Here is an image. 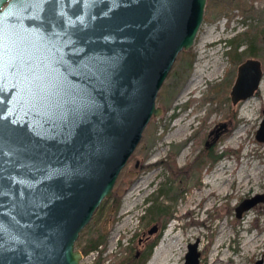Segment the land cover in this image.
Instances as JSON below:
<instances>
[{
	"label": "water",
	"instance_id": "water-1",
	"mask_svg": "<svg viewBox=\"0 0 264 264\" xmlns=\"http://www.w3.org/2000/svg\"><path fill=\"white\" fill-rule=\"evenodd\" d=\"M206 5L0 0V264H81L80 233L163 112L159 91ZM263 78L260 58L241 61L232 102ZM256 136L264 141V115ZM263 200L244 198L237 216ZM200 256L191 242L184 264Z\"/></svg>",
	"mask_w": 264,
	"mask_h": 264
},
{
	"label": "rangeland",
	"instance_id": "rangeland-1",
	"mask_svg": "<svg viewBox=\"0 0 264 264\" xmlns=\"http://www.w3.org/2000/svg\"><path fill=\"white\" fill-rule=\"evenodd\" d=\"M249 2L243 11L229 5L223 9L206 7L190 48L194 64L188 76L187 55H178L157 96L163 112L152 117L124 167L134 168L136 173L125 183L102 264H113L139 249L142 233L154 224L159 225L157 241L145 264H184L189 244L195 241L201 251L199 264H264V200L241 217L236 214V206L244 198L264 194V141L256 136L264 115V78L253 96L234 104L230 91L241 61L231 60L227 52L230 45L225 44V39L243 31L263 37L264 0ZM248 43L246 39L240 49ZM257 47L261 51L257 57L264 65V42ZM243 55V59L251 56L247 52ZM183 76H187L185 81ZM221 124H225L223 130L214 132L213 137L219 136L213 140L210 133ZM207 140L213 142L210 148ZM209 150L223 154L212 161L206 158ZM164 159L176 161V169L186 164L191 168L183 171L181 178V173L162 162ZM153 163L158 164L151 166ZM111 202V197L102 202L83 228L78 248L99 229ZM156 202L174 211L161 231V221L141 218L146 207ZM254 237L259 245L246 253L245 246ZM97 257L98 251L92 250L84 254L81 264L93 263Z\"/></svg>",
	"mask_w": 264,
	"mask_h": 264
},
{
	"label": "trees",
	"instance_id": "trees-1",
	"mask_svg": "<svg viewBox=\"0 0 264 264\" xmlns=\"http://www.w3.org/2000/svg\"><path fill=\"white\" fill-rule=\"evenodd\" d=\"M226 5H229L231 8H238L243 11L249 8L250 2L249 0H207L206 7L208 9H221V8L223 9ZM261 33L263 34V37L262 36L252 37V36H248L250 35L248 31H243V32H239L233 38L225 39V44L230 45V47L227 49V52L231 60L233 62L243 61L244 52H247L251 56H255V57L259 56L261 51L260 48L257 46H261L262 42H264V32ZM246 39H249V43L244 50H241L240 47ZM179 54L187 55L188 59H186L185 62L188 68V73H187L188 76L192 71L194 64V55L192 54V50L191 49L182 50ZM187 76L185 77L183 76V81L187 79ZM226 89L227 88H225V90ZM222 154L223 153L214 154L213 150H209L208 153H206V158H209L212 161H214L218 159L220 156H222ZM162 162L168 163L172 171H174L175 168H177L175 167V165H173L171 161L168 162L165 161L164 159ZM158 163H153L151 164V166H154ZM123 170H125L123 173L124 177L122 176L123 177L121 178L122 181H120L119 184L115 185L114 194L111 197L112 202L108 208V211L104 219L99 225V229L96 231L94 235H91L88 241L85 244H83V246L81 247L84 254L92 250L98 251L97 259L93 263H89V264H102L104 260L102 254L106 248L108 234L118 219L117 214L120 208L122 197L126 190L125 183H127L131 179V177L134 176L136 173L134 168L130 170L129 169H123ZM107 200L108 198H105L103 202ZM147 216L150 217L149 221H154V222L161 221L160 223V231H161L165 228L169 219L174 216V211L170 209L168 205H163L162 203L156 202L153 205H149V207H146L145 212L141 215V218L144 219ZM156 241L157 240H155L148 249L141 252V254H138V249L132 250L128 255L121 257L118 261H116L113 264H145V262L147 261L148 257L151 254L153 245L155 244Z\"/></svg>",
	"mask_w": 264,
	"mask_h": 264
},
{
	"label": "flooded vegetation",
	"instance_id": "flooded-vegetation-1",
	"mask_svg": "<svg viewBox=\"0 0 264 264\" xmlns=\"http://www.w3.org/2000/svg\"><path fill=\"white\" fill-rule=\"evenodd\" d=\"M222 130H223V128H222ZM215 133H216V131H214ZM213 132V133H214ZM213 133H210V136L211 137H213ZM209 136V137H210ZM210 137V138H211ZM213 140H215L214 139V137H213ZM213 144V142H212V140L211 141H209V140H207L206 141V145H207V147L208 148H210V146ZM203 151V150H202ZM204 151H206V150H204ZM202 155H203V153H201L200 152V157H202ZM199 158V157H198ZM203 159L204 158H202V159H200V161H203ZM163 161V160H162ZM172 163H173V165H175V167L176 166H178V163L175 161V162H173V161H171ZM199 163H196L195 165L197 166ZM187 166H189L188 164H186V165H184V166H182V167H178V169H176L175 168V172L177 173H181L180 174V177L181 178H183V174H182V172L183 171H185V172H187L190 168H191V166H189V167H187ZM181 168V169H180ZM177 173V174H178ZM179 175V174H178ZM154 226V225H153ZM152 226V227H153ZM159 232V225H156V226H154L153 227V231L152 232H150V230H148L147 232L146 231H144L143 233H142V235H141V239H140V243H141V245H140V248L138 249V254H141V252H143L144 250H146V249H148L149 247H150V245L153 243V241H154V238H155V236L157 235V233Z\"/></svg>",
	"mask_w": 264,
	"mask_h": 264
},
{
	"label": "bare ground",
	"instance_id": "bare-ground-1",
	"mask_svg": "<svg viewBox=\"0 0 264 264\" xmlns=\"http://www.w3.org/2000/svg\"><path fill=\"white\" fill-rule=\"evenodd\" d=\"M256 239V237H254V238H252L249 242H248V244H246V246H245V248H246V253H247V251L249 252L250 250H254L256 247H257V245H259V243L257 242V240H255ZM259 241V240H258ZM252 252V251H251ZM167 258H169V257H167Z\"/></svg>",
	"mask_w": 264,
	"mask_h": 264
}]
</instances>
